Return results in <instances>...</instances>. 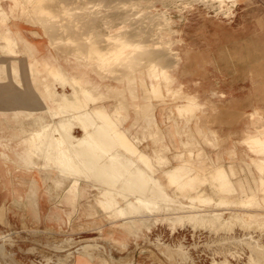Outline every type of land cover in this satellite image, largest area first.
<instances>
[{"label": "rangeland", "instance_id": "374dc122", "mask_svg": "<svg viewBox=\"0 0 264 264\" xmlns=\"http://www.w3.org/2000/svg\"><path fill=\"white\" fill-rule=\"evenodd\" d=\"M58 1H52L51 4L55 5L53 3H59ZM99 1V3H102L99 4L95 2V6L91 7V9H80L81 12L78 11V9H73L72 11L69 10V12L73 14L70 13L71 15H69V12H67L68 16L64 13H61V15H65L64 17L67 16L70 20L72 19L75 22L81 21L82 16H84V14H88V12L89 14L91 12V15L94 16L95 14H98L99 19L103 18L101 20H99L98 18L96 19L97 21L95 20L96 22L94 23V25L96 27H94V33L88 34L89 40H86L88 42L92 41V43L94 44V41H96L97 38V35H95L96 33L100 34L101 37L105 36L108 41L105 39V37L102 40L108 42L109 44H106V42L104 41H101V45L103 43L102 46H100V44H97V46H100V49L99 46L95 49H99V52H104V45H106L105 50L109 48L108 46L110 45L112 38H114L115 35V37L120 38V34L122 32V36H126L127 34V36H131L130 30L137 33L136 29L138 27L139 29L144 30L149 28V30H145L147 31L145 32L147 35L144 33L146 37L149 38L155 36L157 39V44L155 45L149 42L147 43L148 46L144 43L145 46H143L146 48H144L143 46L140 47L142 50L137 48L136 51L138 53L134 48L131 49L130 51L132 53L129 52V55H138L141 51L144 52L143 54H146L147 56L143 55L142 59L139 58L137 60L134 58L135 61L132 57L131 59H128V61L131 60V62L129 63L123 60V65H126V63L129 65L128 67H126V69L129 68V72H126L127 74L125 72H123L125 74H123L122 72L119 73L118 71L116 72L117 69L119 70L121 68V66L118 67L119 65H121L119 63L117 64L118 66H114L116 70H110V73H108V75H105L109 79L97 75L95 71L87 65L88 61L87 58H85L87 57V55L80 57V62L75 59L76 50H67L66 46H63L61 44V42L63 44L68 42L69 44L74 41V44H77L80 41V44L85 45V41L83 42L82 38H80L82 39L81 43V40L78 39V37L76 38L74 36L76 35L75 33H69V31H67L66 33L61 32V35L58 33V38L54 36V39L52 36L50 38L47 33H45L40 24H37L34 27L28 26L27 23L23 21L24 18H22L21 15L23 14L21 13L22 10H16L15 8L10 10L9 8V16L6 17L15 20H9L8 22L12 23V21H17L18 25L15 26V28L18 31L25 33L27 39L34 43L37 46L38 50L34 49L33 51H30L26 48H23V43L25 42L24 39L19 42L18 46H15L14 39L10 38V41H7V37H5V35L3 34H0V116H5L3 118L0 117V208L2 207L0 210V264H15L11 260V257H13L20 264H213L214 259L220 260L223 258L221 250H219V253L217 252V254L215 253V249L218 250L221 247H224V249H226L225 246L228 247L231 245L232 247L236 248V250L240 253V256L236 258H228H230L231 262L234 264H244V262H247L248 255H250L251 251H255L259 254V248L255 246L256 242H254L252 236L258 239L262 247H264V178L260 177L261 181L256 187V189L260 192V197L256 198L255 193H252L250 188H248V191L245 184H234L230 180V176L232 174L230 166L229 170H227L221 164L206 166L203 165L202 160H198L195 163L193 162V164L191 163V165L190 163L188 164L186 160H184V163L177 166L168 167L165 171L168 178V184H175V186L184 197V200L172 196L166 190V185L160 183L154 175L153 161L157 162L160 165H168L170 164V159L168 158V156H166L165 151V149L169 150L168 147H163L162 144L159 145V140L157 139V136L155 137V133H157L156 131L158 130V127L156 126L154 121L155 112H153L154 110L152 111V108L155 105L148 100H157L158 105L166 107L169 110V113L167 114L168 119H171L172 121L176 122V125H178L179 123L177 121L180 120L173 119L172 112L176 111L177 114H175V116L181 117V120L183 117L188 118L186 119V121L191 119V117L195 116V113L197 111H200L204 108V103L199 102L197 96L202 93L204 95L218 94L219 92H217V82L219 79H236L242 83V89L246 94L251 93L253 95H264V0H237V2L234 4L233 2H227L228 5L225 6L226 9L227 7L233 6L229 14L225 13V10L221 11V9L211 7L210 5H204L198 0H193L194 2H191V0H130L131 2L129 0H121V2L119 0L120 5L117 4V2L119 1L110 0L112 1V4L113 6H115V8L108 5L105 7L104 5L106 4L103 3L104 0ZM115 1L116 5H114ZM43 2L50 1L43 0ZM139 3H141L142 5L137 7ZM112 4L111 2L109 3V5L111 6ZM98 5L100 7L103 5L104 7L102 6L103 8H100ZM64 6L65 5L61 4L58 9H61ZM121 6H123V10ZM52 7V9L56 8L54 6ZM95 7L99 8L97 9ZM93 10H95L96 12H93ZM97 10L100 11V13L97 12ZM124 10H126L127 12ZM135 10L136 12L139 10L140 11L138 13H135L134 15L131 14L134 13ZM150 10L151 13H149V15L146 12H149ZM159 10H161L162 12ZM166 11L168 12L166 13ZM118 12H120V14ZM121 12L123 13L125 18L122 17L123 15L121 14ZM79 13L82 14L79 15ZM114 13L116 14V16H114ZM74 14L77 17H80L77 18ZM104 14H107L105 15L106 17L104 16ZM72 15L75 18H72ZM6 17L0 16V19H3L0 21H4ZM119 17L121 18L120 21ZM58 19L60 20V18ZM105 19L107 20V23H105ZM125 19H127V21ZM152 19L156 20L154 21L155 23L149 22L153 21ZM166 19L169 21H167ZM114 21H116V23H114ZM164 21L167 23H165ZM104 23L106 24V26ZM113 24L116 25L112 28L111 25ZM31 30L38 31L40 35L32 34L31 32H29ZM123 33H126V35H124ZM108 35L109 38H111V36L112 38L109 39ZM75 38L76 40H74ZM50 39L56 41H54V45L50 42ZM116 40L117 39H114V41ZM59 44L60 47L56 46ZM150 47H154L155 49L157 47H161L159 49L160 52L158 51V48L156 50L153 49L154 52L156 51L155 54H153L154 52L151 51L152 49ZM145 49H147V51ZM107 51H105V53H107ZM148 51H150V53ZM34 57L42 62H48L51 67L57 65V63L55 62L56 60H59L62 66L65 67L68 77L75 79H81L84 77L87 78L86 86L89 85V80L96 81V84L90 85L85 89L86 91L84 92L86 99L88 98L87 100L88 102H90L88 105L91 108L102 107L107 110L102 102L114 98V107L111 110L112 112L109 111L110 113H113L115 106L116 104H118V100L120 101L122 95H125V101L130 102L131 104L137 103L139 105V97L144 96L143 98L144 100H146V103L141 104L140 109H137L135 113L141 114L143 116L145 126H143L144 128H142V132L147 131L152 138L155 137L154 142L157 145L156 148H158L157 152L154 151L153 156H150L140 150L138 148L139 139L135 138V140H133L132 138H130L125 128H123L122 123L117 126L116 130L124 131L126 133V137L123 136V134L117 135L116 132L109 131L108 129L107 133L110 136L112 135L111 137L114 141L111 137L110 138L115 143V146H113L114 144L112 141H110L109 138H107L106 140L107 142H109L108 144H105L107 142H104L103 145L101 144L104 147L105 145H108L109 148L105 149H107V151H109L110 149L111 152H108L107 155L112 156L116 151V147H118L119 152L122 153L120 155L121 160H124L125 158V161L122 160L124 164L122 162L123 167L121 168L124 169V173L126 174H124L123 177H126H121L119 184L116 186L117 188H112V185H107L105 182L101 181L102 179H99L97 176L95 177V174L89 171L88 167L85 166L80 159H77L75 157V154L77 153V151L79 152L80 149V147L78 146L69 147L65 145L67 147L65 149L66 152L64 151V153L65 155H67V157H63V159L61 160V162L64 161V163H62L63 168L72 169L73 173L70 171L71 176L68 173L64 175V173L61 172V170H58V168L56 169L55 167L42 166L41 162L43 160L32 153V137H34L39 130H42V133H44L45 130L47 132L50 131L46 134L47 136L45 138L47 139L50 138L51 134L54 137L61 136L57 131V125H46L43 129V125L45 123H48L50 121L52 122L53 120L51 111L49 110L50 108L58 111V116L54 117L57 120H59V116H66L65 119H67L68 117L71 118L69 120V127L71 128L69 129L68 127V132L70 130L73 132L75 127H79L82 130V134L76 136H82L87 130H89V128H85V126L79 122L78 117H83L81 113L79 115H75V111L70 110L73 109L77 111V109H84L85 111V102L82 101L83 98L80 93H71V99H69L70 95H68L69 97L64 96L60 97L59 100L51 101V99L53 98L51 95L52 87H54L59 93H69L73 91L74 87L79 88L80 86L76 85L74 80L71 79L69 81L67 76H63V73H65V71L64 69H62L63 67H59L57 68L58 71L54 73V75L46 78L50 82V85L52 83L51 87L46 85L43 89L44 94L48 95V97L43 94L41 96V92L39 91L40 84L37 83L38 76L29 65ZM165 57H171V59L169 58L168 61V59H165ZM150 59H152L153 62H151ZM159 60H162V64ZM164 61L168 63H163ZM172 61H174L172 63L173 67L170 66V63ZM9 63L17 65L18 70L13 71ZM135 63L138 64H136L133 70L132 66H134ZM152 63L155 65H153ZM166 65L170 66L171 69ZM162 68L166 69V74L161 71ZM43 70L50 71V67H44ZM61 71H63V73H61ZM155 71L159 72H156L157 76L154 74ZM116 74H122V78L117 79V76H115ZM129 74H134L133 76L135 77V84H133L135 85V87H133V84L129 82ZM101 79L104 80L101 82ZM167 79H170L171 81H167ZM144 80V83L147 84L148 87L144 86L145 84H142V81ZM79 83L82 87H84V83L82 81ZM115 85H118V89L123 90L124 93L121 91L119 95L113 96L112 98V96H110V92H112L111 90L115 88ZM141 87L144 88L142 89ZM145 89H147L146 92L144 91ZM97 91H99L98 94ZM131 91L135 92L138 95L137 100L135 98L133 99V96L131 97ZM147 92H150L149 94L151 96ZM146 93L148 94V96H146ZM90 94L94 95L95 98L90 97ZM62 98H64V100H62ZM191 99L194 100L191 101ZM59 106L61 107V109L65 107L63 110H65L66 113L65 111L59 110ZM131 108L136 109L133 106L130 107V109ZM120 113L123 115H121L122 120H125L128 117L125 112L120 111ZM151 115H153L151 117L153 120L149 118ZM25 117H31L32 123H28L30 126H39L38 129L30 130L31 128H29L31 132V134L29 135L25 134V132L27 131L24 123L27 120L25 119ZM86 117H93V119L95 118L96 120H99L98 122H102L100 114H97L95 112L88 113ZM196 117L197 116H195V118ZM214 122L215 120L212 119V123ZM169 126H171V124ZM58 127L59 129H64L65 126L61 125ZM17 128H21L19 131L22 130L23 134H13L12 132H15ZM259 133H264V131H259ZM109 135L107 137H109ZM114 135H116V137ZM253 139L257 140V143L256 141L254 143V141L250 142L247 140H245V142L248 146L250 145L249 148L256 155H258V157L252 158L251 160L256 166L258 172L263 175L264 144L258 142L259 136H257V134L253 135ZM123 143L125 144V146ZM98 146L100 145H97V143L95 144V142H93L89 153H91L92 149H94V153L97 151V154L106 152ZM68 148L71 151L68 150ZM185 149H188L193 153V151L197 149V146L189 143L187 144ZM93 151L92 156L94 154ZM177 154L174 155V158H181V154ZM122 156H124V158ZM190 158L191 157H189V159ZM36 161L40 163L37 164ZM70 162H73L74 164H71ZM40 164L42 168H40ZM126 165H128L127 167H130L125 172V169H127V167H125ZM33 166H37L38 168L35 167L31 169V167ZM30 169L34 176H40L38 174V169H45L47 171L45 173H53L56 171L58 176L60 175V177H63L64 179H69V182L66 186L65 184H63L65 186V194L62 196L61 200L65 204H69L72 206L79 196V178L83 177L88 180H93V182L96 183V186L99 189V196L96 200L98 206H100L103 210L108 211L109 216L112 214L111 216L113 220L122 219L124 221H129L131 227L134 228V232L132 231V233H130L131 235L128 241L125 240L122 242L112 243L106 240L105 234L101 233V229H99L98 227H95L91 230L89 228L76 229L73 226V222L71 221L62 226L60 230L59 228L45 229L41 228V226H36L34 228L26 227L25 225H22L21 227L20 225L17 226L15 222L16 216L18 214L16 213V209H18L17 206L27 207L29 205L30 207H33L35 203V199L33 196L36 192V182L34 180H30L28 182L26 181V175H28ZM138 169L142 171V175L146 174L147 176H144L143 182H145L146 185L148 184V187L146 188L148 190H144V192L148 193L136 190L135 188H133L131 182L127 184V182L131 178L129 176L130 171L136 170L141 174V171ZM173 171H175L174 173L176 174H174ZM198 173H203V176L201 178L198 177ZM205 173L207 174V176L205 175ZM177 176L178 178H175ZM141 177L143 178V176ZM132 179L133 177L131 178V180ZM194 179H200L201 183L204 182V179L209 182L211 181L210 185L212 186V194L208 193L202 188L200 189V183L192 184L190 189H192L194 193L187 194V187L189 183ZM48 180L49 178L45 181ZM17 181H19L20 184L28 186L29 192L26 194L27 198H25V196L23 197V194H18V197H13V194H15L16 192L15 184ZM45 183L47 187V183L51 185V182ZM52 184L54 188H63L61 187L62 184H60V182L59 184L57 182H52ZM70 185L76 186L78 188L73 189L70 187ZM129 186L131 187V189H129ZM159 192L160 194H157ZM162 194H164V199H162ZM138 195L145 197L149 196V199H151L152 201L154 200V202L146 206L144 205V202L142 203L141 201H138L136 199V196ZM128 200L132 202V206H124L125 204H127ZM160 204L163 207L159 206ZM166 207L168 208L165 209ZM161 208L164 210H162ZM195 212L197 214L201 212L200 215H202V212L207 214L211 213L212 215L217 213L215 214V216L217 215L216 223H218V220L221 219H229L230 216L232 217V215H236V217H240L238 219H242L240 220L241 223L238 222L230 230L228 228H220L219 230H217L218 227H208V225L206 224V220L203 221L201 219L200 220L202 222L198 220V222H201L198 226H195L194 223L190 222L189 224L187 223L184 226H177L176 229H172V226L167 219L169 217L167 214H172L171 216L174 217H170L171 219H174L176 216L180 218V215H182L183 217V215L186 216L190 213L191 215H193V213ZM178 218H176V220ZM242 221L246 224H243ZM203 224L206 225L204 226ZM225 238L228 240L234 239L236 240V243L230 242ZM218 242H220L221 244H217ZM239 243L240 246L237 245ZM179 246H183L181 247V249L184 248V251H186V253H184L183 250H175V248ZM242 246L243 249H241ZM261 254L262 256H260ZM261 254H259L260 257L258 255L257 256L261 259L259 262L262 261L261 264H264V251L261 252Z\"/></svg>", "mask_w": 264, "mask_h": 264}, {"label": "bare ground", "instance_id": "6f19581e", "mask_svg": "<svg viewBox=\"0 0 264 264\" xmlns=\"http://www.w3.org/2000/svg\"><path fill=\"white\" fill-rule=\"evenodd\" d=\"M48 1H50V2H43V0H0V16H9V8H10V10H12L13 8H15L16 10L17 9H19V10H22V12L21 13H23V14H21L22 15V18H24V20L23 21H25L26 23H27V25L28 26H32V27H34V26H36L37 24H40L41 26H42V28H43V30L45 31V33H47V35L51 38V36L53 37H57L58 36V33L60 34L61 32H67V31H69V33L71 32V33H75L76 35H74L76 38L78 37V39H80V38H82L83 39V42L85 41V42H87V43H85L84 42V44L85 45H83V44H80L79 42L77 43V44H74L75 43V41L74 40H76V38L73 40L74 42H71V43H73V44H71V43H69L68 44V42L67 43H65V44H63L62 42H61V44L63 45V46H66V49L68 50V49H74V50H76L75 51V54H76V58L75 59H77L78 61H80L81 59H80V57H82V56H86L87 55V57H85V58H87V61H88V66L91 68V69H93L94 71H95V73L97 74V75H99V76H101V77H105V78H107L105 75H108V73H110L109 71L110 70H116L115 68H114V66L116 65V66H118L117 64H121V65H119L118 67H120L121 66V68L118 70H116V72L118 71L119 73H123V72H129V68L128 69H126V67H128L129 65L127 64V63H129V62H131V60L130 61H128V59H131L132 57H133V59L135 58L136 60L137 59H139V58H141L142 59V57H143V55H145V56H147L146 54H143L144 52H141L140 50V52H139V54L137 55H129V52H131L130 50L131 49H135V51H136V49L137 48H139V49H141L140 47H142L143 45H144V43H145V45L147 44V43H149V42H151L152 44H157V39H156V37L155 36H152V37H146V33L145 32H147V31H145V30H149V28H147V29H139V27L136 29L137 30V33H135V31H133L132 32V30H130V33H131V36H127L126 35V33L124 34V35H126V36H122V32H121V36H120V38L119 37H115L116 35L115 34H113V35H115L114 36V38H112V36H111V38H112V41H111V43H110V45L108 46L109 48L108 49H106L105 50V46L106 45H104V52L102 53V51L101 52H99L98 50L100 49V46H102L103 45V43H102V45H101V41H104V40H102V39H104V37L105 36H103V37H101V35L100 34H98V33H96L95 35H97V38H96V41H94V44L92 43V41H90V42H88V41H86L87 39L89 40V36H88V34H92V33H94V27H96L95 25H94V23L97 21L96 19L99 17L98 16V14L96 15L95 13V16L94 15H91V12H90V14H89V12H88V14H84V16H82V18H81V21H79V22H75L74 20H70L67 16V12H69V10H73V9H78V11H80V9L81 10H86L87 8H89V9H91V7H94L95 5H94V3L96 2V3H99L100 1L99 0H57L59 3H53V4H55V5H52L51 4V2L52 1H55V0H48ZM99 1V2H98ZM102 1V0H101ZM114 1V0H113ZM117 1H119V0H117ZM121 1V0H120ZM120 1L119 2H117V4H119L120 3ZM124 1V0H123ZM130 1V0H129ZM143 1V0H142ZM180 1V0H179ZM193 0H191V2H192ZM194 1H196V0H194ZM193 1V2H194ZM198 1H200V2H202L204 5H210L211 7H214V8H217V9H221V11H224L225 13H227V14H229L230 13V11H231V9H232V7L233 6H231V7H227V9L225 8V6H227L228 5V3L227 2H233V4L234 3H236L237 2V0H198ZM61 2V3H60ZM111 2V4H112V1H110V0H104L103 1V3L104 4H106V5H104L105 7L108 5V6H110V7H114L115 8V6H113V4H112V6L111 5H109V3ZM122 2V1H121ZM131 2V1H130ZM190 2V1H189ZM199 2V3H200ZM102 3V2H101ZM101 3H99V4H101ZM125 3V2H124ZM185 3V2H184ZM61 4H63V5H65L63 8H61V9H58V7L61 5ZM140 4V5H139ZM138 5H137V7L138 6H141L142 4L141 3H139ZM6 5V6H5ZM114 5H116V1H115V3H114ZM120 5V4H119ZM131 5H132V3H131ZM136 5V4H135ZM171 5V4H170ZM52 6H54V7H56L55 9H52L53 7ZM99 6V5H98ZM103 6V5H102ZM101 6V7H102ZM103 6V7H104ZM118 6V5H117ZM117 6H116V8H117ZM128 6H130V5H128ZM127 6V7H128ZM133 6H134V3H133ZM209 6V7H210ZM24 7V8H23ZM52 7V8H51ZM100 7V6H99ZM98 7V8H99ZM100 7V8H101ZM102 7V8H103ZM122 7V10H123V6H121ZM143 7V6H142ZM145 7V6H144ZM147 7V6H146ZM207 7V6H206ZM210 7V8H211ZM95 8H97V7H95ZM97 8V9H98ZM119 8V7H118ZM129 8V7H128ZM107 9H110V8H107ZM107 9H105V10H107ZM124 9H125V7H124ZM140 9V8H139ZM104 10V11H105ZM117 10V9H116ZM120 10V9H119ZM152 10V9H151ZM151 10L148 12H146V13H151ZM77 11V12H78ZM89 11V10H88ZM95 10H93V12H94ZM110 11V10H109ZM118 11V10H117ZM121 11V10H120ZM124 11H126V10H124ZM129 11V10H128ZM140 11V10H139ZM139 11H137L136 12V10H135V12L134 13H131V14H135V13H138ZM153 11V10H152ZM159 11H161V10H159ZM30 12V13H29ZM75 12V11H74ZM81 12V11H80ZM86 12V11H85ZM92 12V13H93ZM96 12V11H95ZM97 12H99L100 13V11H98L97 10ZM112 12V11H111ZM110 12V13H111ZM123 12V11H122ZM121 12V14L123 15V13ZM127 12V11H126ZM125 12V13H126ZM162 12V11H161ZM168 11H166V13H167ZM13 13V12H12ZM11 13V14H12ZM14 13H17V12H14ZM24 13H25V15H24ZM61 13H64V14H66L67 16V18L66 17H64L65 15L63 14V15H61ZM71 12H69V15H71V14H73V13H71ZM107 13V12H106ZM115 13H116V11H115ZM114 13V14H115ZM119 14H120V12H118ZM129 13V12H128ZM145 13V14H146ZM156 13V12H155ZM30 14V15H29ZM80 14H82V13H79V15ZM147 14V15H148ZM158 14V13H157ZM20 15V16H21ZM23 15H24V17H23ZM75 15V14H74ZM103 15V14H102ZM105 15H107V14H104V16ZM132 15V16H133ZM150 15V14H149ZM152 15V14H151ZM161 15V14H160ZM19 16V17H20ZM73 16V15H72ZM76 16V15H75ZM97 16V17H96ZM110 16V15H109ZM114 16H116V14L114 15ZM119 16V15H118ZM129 16V15H128ZM158 16V15H157ZM165 16V15H164ZM170 16V15H169ZM17 17V16H16ZM19 17H18V19H19ZM77 17V16H76ZM80 17V16H79ZM79 17H77V18H79ZM101 17V16H100ZM106 17V16H105ZM122 17H124V15L122 16ZM127 17V16H126ZM130 17V16H129ZM145 17H146V15H145ZM144 17V18H145ZM151 17V16H150ZM154 17V16H153ZM58 18H60V20L58 19ZM63 18V19H62ZM72 18H75L74 16L72 17ZM113 18V17H112ZM111 18V19H112ZM125 18V17H124ZM169 18V17H168ZM99 19V18H98ZM101 19H103V18H101ZM101 19H99V20H101ZM120 17H119V21H120ZM123 19V18H122ZM129 19V18H128ZM150 19V18H149ZM0 20H3V19H0ZM9 20H15V19H10L9 17H6L5 18V20L4 21H0V34H3V35H5V37H7V41H10V38H12V39H14V45L16 46H18L19 45V42L22 40V39H24L25 40V42L23 43V48H26L27 50H30V51H33L34 49H36V50H38V48H37V46L34 44V43H32L31 41H29L28 39H27V36L25 35V33H22V32H20V31H18L16 28H15V26H17L18 25V23H17V21H15V22H13L12 21V23H9L8 21ZM16 20H17V18H16ZM83 20V21H82ZM96 20V21H95ZM98 20V21H99ZM106 20V19H105ZM116 20H118V19H116ZM126 21H127V19H125ZM124 20V21H125ZM146 20V19H145ZM153 20V19H152ZM163 20V19H162ZM167 20V19H166ZM171 20V19H170ZM113 21V20H112ZM142 21V20H141ZM149 21V20H148ZM154 21H156V20H153V21H149V22H154ZM167 21H169V20H167ZM104 22V21H103ZM132 22V21H131ZM160 22V21H159ZM165 22V21H164ZM99 23V22H98ZM98 23H96V24H98ZM105 23H107V20H106V22ZM104 23V24H105ZM110 23V22H109ZM112 23V22H111ZM114 23H116V21H114ZM148 23V22H147ZM155 23V22H154ZM165 23H167V22H165ZM102 24V23H101ZM149 24H151V23H149ZM148 24V25H149ZM116 24H113V25H111L112 26V28H113V26H115ZM164 25H166V24H164ZM97 26H99V25H97ZM104 26V25H103ZM105 26H106V24H105ZM109 26V25H108ZM152 26H153V24H152ZM155 26V25H154ZM157 26V25H156ZM101 27V26H100ZM136 27V26H135ZM142 27V26H141ZM150 27V26H149ZM158 27V26H157ZM166 27V26H165ZM14 28H15V30H14ZM116 28H118V27H116ZM154 28V27H153ZM160 28V27H159ZM163 28H164V26H163ZM168 28V27H167ZM97 29H100V28H97ZM152 29V28H151ZM157 29V28H156ZM98 31V30H97ZM114 31H115V29H114ZM172 31V30H171ZM29 32H31L32 34H36V35H40L39 33H38V31H36V30H31V31H29ZM100 32V31H99ZM120 32V31H119ZM108 33V32H107ZM146 35H145V34ZM150 33V32H149ZM151 33H152V31H151ZM173 33V32H172ZM55 34H57V35H55ZM61 35V34H60ZM94 35V34H93ZM154 35V34H153ZM172 35V34H171ZM34 36V35H33ZM68 36V35H67ZM70 36V35H69ZM117 36H119V35H117ZM38 37V36H37ZM54 37H53V39H54ZM64 37V36H63ZM36 38V37H35ZM58 38V37H57ZM61 38V37H60ZM59 38V39H60ZM108 38H109V35H108ZM111 38H109V39H111ZM11 39V40H12ZM56 39V38H55ZM62 39V38H61ZM60 39V40H61ZM70 39V38H69ZM77 39V40H78ZM82 39H80L81 40V43H82ZM105 39H106V37H105ZM114 39H117L116 41H114ZM58 40V39H57ZM59 40V41H60ZM107 40V39H106ZM176 40V39H175ZM55 41V40H54ZM52 39H50V42L54 45V43L56 42H54ZM70 41V40H69ZM108 41V40H107ZM104 42H106V41H104ZM179 42V41H178ZM8 43V42H7ZM108 42H106V44H107ZM10 44V43H9ZM96 44V45H95ZM97 44H100V46H99V49H95V48H98V46H97ZM109 44V43H108ZM144 45V46H145ZM56 46H59L60 47V44L59 45H56ZM80 46V47H79ZM143 46V47H144ZM147 46H148V44H147ZM163 46V45H162ZM53 47V46H52ZM155 47V46H154ZM154 47H150L152 50L151 51H153V49L154 50H156ZM107 48V47H106ZM144 48H146V47H144ZM143 48V49H144ZM148 48V47H147ZM161 48V47H160ZM160 48H158V51L160 52ZM167 48V47H166ZM165 48V49H166ZM163 49V48H162ZM108 50V51H107ZM142 50V49H141ZM146 51H147V49H145ZM16 51V50H15ZM14 51V52H15ZM105 51H107V53H105ZM144 51V50H143ZM157 51V52H158ZM166 51V50H165ZM164 51V52H165ZM13 52V53H14ZM137 52V51H136ZM149 53H150V51H148ZM154 52V51H153ZM156 52V51H155ZM155 52L153 53V54H155ZM167 52V51H166ZM102 53V54H101ZM128 53V54H127ZM132 53V52H131ZM130 53V54H131ZM138 53V52H137ZM146 53V52H145ZM161 53H163V52H161ZM160 53V54H161ZM168 53V52H167ZM11 54V53H10ZM134 54H135V52H134ZM169 54V53H168ZM15 55V54H14ZM13 55V56H14ZM162 55H164V54H162ZM16 56H18V55H16ZM77 56H78V58H77ZM144 56V57H145ZM168 56V55H167ZM177 56V55H176ZM84 58V57H83ZM82 58V59H83ZM146 58V57H145ZM144 58V59H145ZM163 58V57H162ZM168 59V61H169V58L171 59V57H165V59ZM135 59H134V61H135ZM156 59H158V58H156ZM156 59H154V60H156ZM165 59H163V60H165ZM84 60V59H83ZM86 60V59H85ZM123 60H125L127 63H126V65H123L122 64V61ZM149 60V59H148ZM151 60V62H153V60L152 59H150ZM180 60V59H179ZM124 61V62H125ZM156 61H158V60H156ZM160 61V63H161V61L162 60H159ZM81 62V61H80ZM123 62V63H124ZM150 62V61H149ZM174 61H172L171 63H170V66H172V63H173ZM55 63H57V65H54L53 67H51L50 66V64L48 63V62H42V61H40L39 59H37L36 57H34L33 58V60H32V62L31 63H29V65L32 67V69L35 71V74H37V76H38V78H37V83H39L40 84V87H39V91L41 92V96H42V94L43 95H45L44 94V91H43V89H44V86H46V85H48V86H50L51 87V85H52V83H51V85H50V82L46 79L47 77H50L51 75H54V73H56L57 71H58V69L57 68H59V67H63L62 66V64L59 62V60H56V62ZM138 63H139V60H138ZM138 63H135V65L134 66H132L133 68V70H134V67L136 66V64H138ZM143 63V62H142ZM146 63H147V61H146ZM163 63H168V62H163ZM177 63V62H176ZM10 64V63H9ZM153 64V63H152ZM162 64V63H161ZM143 65V64H142ZM146 65V64H145ZM153 65H155V64H153ZM157 65V64H156ZM10 66L12 67V69H13V71L14 70H18L17 69V65H14V64H10ZM166 66H168V65H166ZM170 66H168V68L170 67ZM44 67H50V71L49 70H46V71H44L43 70V68ZM162 67V66H161ZM164 67V66H163ZM173 67V66H172ZM176 67V66H175ZM144 68V67H143ZM147 68H150V67H147ZM166 68V67H165ZM165 68H162V72L164 73V74H166V69ZM62 69H64V71H65V73H63V71H61V73H63L64 75L63 76H67V71H66V69H65V67H63ZM142 69V68H141ZM170 69H171V67H170ZM132 70V71H133ZM140 70V69H139ZM153 70V69H152ZM151 70V71H152ZM131 71V72H132ZM150 71V70H149ZM159 71V70H158ZM157 71H155V75L157 76V73H159V72H157ZM125 73H123V74H125ZM127 74V73H126ZM132 74V73H131ZM153 74V73H152ZM122 75V74H121ZM120 74L119 75H115V76H117V79H121L122 78V76H121ZM134 75V74H133ZM133 75H130L129 74V79H130V83H134L135 84V82H134V76ZM62 76V75H61ZM152 76H154V75H152ZM164 76V75H163ZM68 77V76H67ZM124 77V76H123ZM60 78V77H59ZM104 78V79H105ZM156 78V77H155ZM166 78V77H165ZM74 80L75 81V83H76V85H78V86H80L79 88H77V87H74L73 88V91L72 92H64V93H59L54 87H52L51 88V95H52V99H51V101H56V100H59V98L60 97H64V96H68V95H70L71 93H80L81 95H82V98H83V102H85V111H84V109L83 110H78L77 109V111L76 110H73V109H70V110H72V111H75V115H79L80 113H81V115L83 116V117H78V120H79V122L81 123V124H83L84 126H85V128H89V130H87L82 136H76L75 134H73V132L71 133L70 131L68 132L67 130H68V127H69V120L71 119V118H67V119H65L66 118V116L65 117H61V116H59V120H57L56 118H54V117H56V116H58V111L57 110H54V109H49L50 111H51V116H52V118H53V120H52V122L50 121V122H48V123H45L44 125H43V129L45 128V126L47 125V126H50V125H52V124H54V125H57V131L60 133V135L61 136H59V137H54L52 134H51V136H50V138H45L47 135V133H49L50 131H46L45 130V132L44 133H42V130H39V131H37V133L35 134V136L34 137H32V142H33V147H32V153L35 155V156H37L38 158H40V159H42L43 160V163H42V166H46V167H55L56 169L58 168V170H61V172H63L64 173V175L66 174V173H68V174H70V171L72 172V169H70V168H63L62 167V163H64V161H62L61 162V160L63 159V157L65 158V157H67V155H65V153H64V151H65V149H66V147L67 146H69V147H74V146H78V147H80V149H79V152L77 151V153L75 154V157L77 158V159H80L81 160V162H83V164L85 165V166H87L88 167V170L89 171H91V172H93L94 174H95V177L97 176L99 179H102L101 181H103V182H105L107 185H112V188H117L116 186L119 184V182H120V180H121V177L122 178H124V177H126V176H124L123 177V175L125 174L124 173V169L123 168H121V167H123L122 166V162L123 161H125V158H124V156H122L123 158H124V160L122 161L121 160V154L122 153H120L119 152V148L118 147H116V151L113 153V155L112 156H109V155H107L108 154V152H111L110 151V149H109V151H107V149L109 148L108 147V145H105V147L104 146H102L103 144H104V142H107L106 140H107V138H109L110 139V141H112L113 140V138L107 133L108 131V129H109V131H114V132H116V134L117 135H119V134H123V136H125L126 137V133L124 132V131H119V130H116V128H117V126L118 125H120V124H122L123 122H124V120H122L121 119V113H120V111L121 112H125L127 115H128V111H129V109H130V107H135L136 109H135V111L138 109H140V105L139 104H137V103H133V104H131L130 102H127V101H125L126 99H125V95H122V97L120 98V101L118 100V104H116V106H115V109H114V112L113 113H110L109 111H107L106 109H104V108H102V107H99V108H91V107H89V103L90 102H88V98L86 99V97H85V89L87 88V87H89L90 85H94V84H96V81H92V80H89V85L88 86H86V80H87V78H79V79H75V78H70V77H68V80L70 81V80ZM103 79V80H104ZM107 79H109V78H107ZM154 79V78H153ZM102 79L100 80L101 82L103 81ZM170 79H167V81H169ZM83 82L84 83V87H82L81 85H80V83L79 82ZM171 81V80H170ZM143 83V85L145 84L144 82H145V80L144 81H142ZM75 83H74V85H75ZM91 83V84H90ZM166 83V82H165ZM133 84V87H135V85ZM156 84V83H155ZM104 85V84H103ZM112 85V84H111ZM144 86H147V84H145ZM161 86V85H160ZM168 86V85H167ZM38 87H37V89H38ZM95 87V86H94ZM118 85H115V88L113 89V90H111L112 92H110V96H112V98H113V96H117V95H119L120 93H121V91L123 92V90H119L118 89ZM148 87V86H147ZM46 88V87H45ZM98 88V87H97ZM109 88V87H108ZM142 89L144 88V87H141ZM146 88V87H145ZM47 89V88H46ZM132 90V89H131ZM149 90V89H148ZM38 91V92H39ZM96 91V90H95ZM109 91V90H108ZM134 91V90H133ZM145 92L147 91V89H145L144 90ZM47 92V91H46ZM94 92V91H93ZM98 92L99 91H97V94H98ZM132 92V91H131ZM145 92H143V93H145ZM88 93V92H87ZM124 93V92H123ZM122 93V94H123ZM135 92H132V94H131V97L134 99H136L137 100V98H138V95L135 93ZM148 94L150 93V92H147ZM146 93V94H147ZM93 94V93H92ZM92 94H90V97H92V98H95L94 97V95H92ZM94 94H96V93H94ZM148 94L146 95V96H148ZM150 95V94H149ZM46 97H48V95H45ZM75 96H76V94H75ZM124 96V97H123ZM151 96V95H150ZM154 96V95H153ZM69 97V96H68ZM109 97V96H108ZM142 97H144V96H142ZM72 98V96L70 95V97H69V99H71ZM98 98V97H97ZM116 98V97H115ZM189 98H191V97H189ZM79 99V98H78ZM114 99V98H113ZM145 99H147V98H145ZM149 99H150V97H149ZM62 100H64V98H62ZM74 100V99H73ZM96 100V99H95ZM102 100V99H101ZM194 100V99H193ZM192 99H191V101H193ZM76 101V100H75ZM90 101V100H89ZM149 101V100H148ZM191 101H189V102H191ZM63 102V101H62ZM97 102V101H96ZM95 102V103H96ZM117 102V101H116ZM120 102V103H119ZM196 102V101H195ZM73 103V102H72ZM91 103H92V101H91ZM198 103V102H197ZM59 104H60V102H59ZM64 104V103H63ZM74 104V103H73ZM65 105V104H64ZM69 105H70V103H69ZM76 105H78V104H76ZM187 105V104H186ZM192 105V104H191ZM194 105H196V104H194ZM67 106V105H66ZM75 106V105H74ZM73 106V107H74ZM92 106V105H91ZM64 107V106H63ZM76 107V106H75ZM78 107V106H77ZM155 106H153V108H154ZM185 107V106H184ZM183 107V108H184ZM189 107V106H188ZM65 108V107H64ZM63 108V109H64ZM70 108V107H69ZM72 108V107H71ZM152 108V111L154 110ZM191 108V107H190ZM58 109L59 110H61V111H65V110H63V109H61V107L59 106L58 107ZM69 110V109H68ZM69 110V111H70ZM79 111H81V112H79ZM131 111V110H130ZM93 112H95V113H97V114H100V117L102 118V122H98L99 120H96L95 118L93 119V117H91V118H89V117H86L87 115H88V113H93ZM112 112V111H111ZM154 112V111H153ZM152 112V113H153ZM62 113V112H61ZM65 113H66V111H65ZM74 113V112H73ZM19 114V113H18ZM23 114V113H22ZM70 114H72V113H70ZM84 114V115H83ZM187 114V113H186ZM21 115V114H20ZM90 115V114H89ZM93 115V114H92ZM25 116V115H24ZM123 116V115H122ZM153 115H151L149 118L151 119V120H153L151 117H152ZM187 116V115H186ZM95 117V116H94ZM76 118V117H75ZM84 118V119H83ZM86 118V119H85ZM184 118V117H183ZM154 119H155V117H154ZM72 120H74V119H72ZM186 120V119H185ZM155 121V120H154ZM149 123V122H148ZM61 125H63V126H65L64 127V129H59V127L58 126H61ZM123 125V124H122ZM155 125V124H154ZM54 127V126H53ZM61 128V127H60ZM71 127H69V129H70ZM52 129V128H51ZM94 131H93V130ZM50 130V129H49ZM56 130V129H55ZM55 135V134H54ZM109 135V137H107ZM115 137H116V135H114ZM122 136V135H121ZM257 136H259V141L258 142H261V144H264V133H257ZM112 138V140H111V138ZM123 138V137H122ZM128 138V137H127ZM30 140V139H29ZM116 140H117V138H116ZM130 140V139H129ZM245 140H247V141H254V143H255V141H256V143H257V140H255V139H253V135H248L247 137H246V139ZM114 141V140H113ZM112 141V142H113ZM131 141V140H130ZM39 142V143H38ZM93 142H95V144L97 143V145H100V146H98V147H101L104 151H106L105 153H99V154H97V151L94 153V149H92V151H93V153L94 154H96V155H94L93 154V156H92V151H91V153H89L90 152V150H91V145H93ZM31 143V142H30ZM99 143V144H98ZM109 142H107V143H105V144H108ZM102 144V145H101ZM114 144V145H113ZM113 146H115V143L113 142ZM124 144V143H123ZM133 144V143H132ZM65 145H67V146H65ZM111 145V144H110ZM109 145V146H110ZM257 145V144H256ZM124 146H125V144H124ZM129 146V145H128ZM135 146V145H134ZM133 146V147H134ZM250 146V145H249ZM31 147V146H30ZM112 147V146H111ZM92 148H93V146H92ZM105 148H107V149H105ZM125 148V147H124ZM114 149H115V147H114ZM113 149V150H114ZM132 149V148H131ZM68 150H70L69 148H68ZM259 150V149H258ZM71 151V150H70ZM103 151V152H104ZM66 152V151H65ZM99 152H101V151H99ZM262 152V151H261ZM75 153V152H74ZM73 153V154H74ZM259 153V152H258ZM72 154V153H71ZM145 157V156H144ZM143 157V158H144ZM72 158H73V156H72ZM71 160V159H70ZM74 160V159H73ZM126 160H128V159H126ZM77 161V160H76ZM134 162V161H133ZM71 163V162H70ZM73 163V162H72ZM71 163V164H72ZM74 164V163H73ZM123 164H124V162H123ZM126 164H130V163H126ZM68 165V164H67ZM40 166V168H42L41 167V164L39 165ZM73 166V165H72ZM128 165H126L125 167H127ZM96 167V168H95ZM130 167V166H129ZM129 167H127V169H125V172H126V170H128V168ZM54 168V169H55ZM95 168V169H94ZM131 168H133V167H131ZM130 168V169H131ZM123 169V170H122ZM129 169V170H130ZM132 170V169H131ZM138 170H140V169H138ZM190 170H192V169H190ZM141 171V170H140ZM128 172V171H127ZM175 171H173V173H174ZM187 172V171H186ZM73 173V172H72ZM75 173V172H74ZM174 174H176V173H174ZM173 174V175H174ZM180 174V173H179ZM79 175V174H78ZM77 175V176H78ZM126 175V174H125ZM188 175V174H187ZM70 176H71V174H70ZM80 176V175H79ZM129 176L132 178L133 177V179L131 180V178H130V180L127 182V184H129L130 182H131V184H132V186H133V188H135L136 190H138V191H142V192H144V190H148V189H146L147 187H148V184L146 185V183L145 182H143V179H144V176L145 177H147L146 176V174H144V175H142V171H141V174L139 173V172H137L136 170L135 171H130V174H129ZM141 176H143V178L141 177ZM179 176V175H178ZM178 176L177 177H175V178H178ZM68 177V176H67ZM74 177V176H73ZM180 177V176H179ZM77 178V177H76ZM173 178V177H172ZM181 179V178H180ZM71 180V179H70ZM146 180V179H145ZM126 185V184H125ZM128 186V185H127ZM131 186V185H130ZM129 186V189H131V187ZM70 187L71 188H73V189H76V188H78V187H76V186H71L70 185ZM108 188V187H107ZM128 188V187H127ZM114 190V189H113ZM133 190V189H132ZM158 191V190H157ZM135 192V191H134ZM144 193H148V192H144ZM157 194H160V192L159 193H157ZM165 194V193H164ZM164 194H162V196L164 195ZM128 195V194H127ZM156 195V194H155ZM133 196V195H132ZM157 196V195H156ZM166 196V195H165ZM160 198V197H159ZM136 199L138 200V201H141L142 203L144 202L145 204L144 205H149L150 203H152V202H154V200L152 201L151 199H149V196H141V195H138V196H136ZM153 199V198H152ZM162 199H164V196H163V198ZM169 199V198H168ZM167 200V199H166ZM155 201H156V198H155ZM259 202V201H258ZM105 203H107V202H105ZM142 203H140V204H142ZM157 203V202H156ZM132 206V202L130 201V200H128L127 201V204H125L124 206ZM258 205V204H257ZM109 206V205H108ZM159 206H162L161 204L159 205ZM110 207V206H109ZM157 207V206H156ZM163 207V206H162ZM248 207V206H247ZM259 207V206H258ZM262 207V206H261ZM122 208H124V207H122ZM146 208V207H145ZM152 208V207H151ZM159 208V207H158ZM168 207H166L165 209H167ZM251 208V207H250ZM149 209H150V207H149ZM162 209V208H161ZM147 210H148V208H147ZM159 210V209H158ZM157 210V211H158ZM162 210H164V209H162ZM199 210V209H198ZM242 210V209H241ZM160 212V211H159ZM165 212H166V210H165ZM210 212V211H209ZM200 213L201 212H199V214H197L196 212L195 213H193V215H191V213L190 214H188V215H183V217H182V215H180L179 217L180 218H178V216H176L174 219H171V215H169V214H167L168 216V220H169V222H170V225L172 226V229H176V227L177 226H184L185 224H189L190 222L191 223H194V225L196 226H198L202 221L201 220H206V224L208 225V227L210 226L211 228L213 227V228H217L218 227V229L217 230H219L220 228H228L229 230L230 229H232L233 228V226H235L238 222H240V220L242 219H238V218H240V217H236V215H232V217L230 216V218L229 219H221V220H218V223H216L217 222V220H216V216H215V214H217V213H215L214 215H212L211 213H209V214H207V213H204V212H202V215H200ZM123 214V213H122ZM159 214V213H158ZM1 215V214H0ZM163 216V215H162ZM160 217V216H159ZM166 217V216H165ZM174 217V216H173ZM172 217V218H173ZM222 217V216H221ZM221 217H219V218H221ZM176 218H178L177 220H176ZM219 218H217V219H219ZM157 219H158V217H157ZM162 219V218H161ZM201 219V220H200ZM154 220V219H153ZM198 220L199 221H201V222H198ZM140 221V220H139ZM161 222V221H160ZM164 222H165V220H164ZM259 222V221H258ZM154 223H156V222H154ZM168 223V222H167ZM204 223V222H203ZM241 223V222H240ZM239 223V224H240ZM242 223H243V221H242ZM245 223V222H244ZM243 223V224H244ZM205 224V225H206ZM219 224V225H218ZM242 224V225H243ZM246 224V223H245ZM152 225H153V223H152ZM169 225V224H168ZM204 225V224H203ZM204 225V226H205ZM216 230V229H215ZM172 232V231H171ZM252 236V235H251ZM240 237V236H239ZM220 238V237H219ZM247 238V237H246ZM249 238V237H248ZM226 239V238H225ZM234 239H235V237H234ZM234 239H230V240H228V239H226V240H228V241H230V242H235L236 243V240H234ZM238 239V238H237ZM245 239V238H244ZM252 239L254 240V242H256V244H255V246L256 247H258L259 249H258V251H259V254H261V252H263L264 251V247H262V245H261V243L259 242V240L258 239H256L254 236H252ZM242 240V239H241ZM248 240V239H247ZM240 241V240H239ZM251 241V240H250ZM247 242V241H246ZM220 242H218L217 244H219ZM221 244V243H220ZM227 244V243H226ZM238 246H240V243L239 244H237ZM242 245V244H241ZM220 246V245H219ZM234 246V245H233ZM237 246V247H238ZM181 247H183V246H179V247H176L175 248V250L176 249H178V250H183V252L184 253H186V251H184V248L183 249H181ZM215 247V246H214ZM217 247V246H216ZM221 247V246H220ZM231 247V248H230ZM236 247V246H235ZM252 247V246H251ZM225 248L226 249H224V247H221L220 249H218V250H216L215 249V253H219V250H221V253H222V256H223V258L222 259H220V260H215L214 259V263L213 264H234V263H232L231 262V259L230 258H236V257H238V256H240V253L236 250V248H234V247H232V245L231 246H228V247H226L225 246ZM239 248V247H238ZM228 249V250H227ZM241 249H243V246H242V248ZM174 250V249H173ZM217 253V254H218ZM224 254V255H223ZM259 254L257 253V252H255V251H251V253H250V255H248V260H247V262H244V264H261V262H259L261 259L259 258L260 256H262V254L259 256ZM259 257H258V256ZM228 257H230V258H228ZM242 257V256H241ZM12 259V261L15 263V264H20L19 262H17L13 257H11ZM249 262V263H248ZM238 263V262H237ZM22 264V263H21ZM239 264H241V263H239Z\"/></svg>", "mask_w": 264, "mask_h": 264}, {"label": "crops", "instance_id": "0c3cea01", "mask_svg": "<svg viewBox=\"0 0 264 264\" xmlns=\"http://www.w3.org/2000/svg\"><path fill=\"white\" fill-rule=\"evenodd\" d=\"M217 87L218 94L204 95L202 93L197 96L198 101L204 103V108L195 113L196 118L193 116L186 121L185 119L188 118L184 117L181 120V117L175 116L177 114L176 111L172 112V118L180 120L177 121L178 125L168 119L169 110L166 107L158 105L157 100H149L155 105V124L158 127L155 137L157 136L159 145L162 144L163 147H168L169 150L165 149V151L166 156L170 159V164L168 165H160L153 161L154 175L160 183L166 185V190L175 198L184 200L175 184H168L165 171L168 167L184 163V160L188 164L202 160L203 165L206 166L221 164L227 170H229L230 166L232 170L230 180L234 184H245L247 189L250 188L252 193H255L256 198L260 197V192L256 187L261 181L260 177L264 178V174L261 175L253 164L251 159L258 157V155L249 148L245 139L248 135H255L259 131H264V95L246 94L242 89V83L236 79H219ZM114 103V99L102 102L108 111L113 109ZM138 103L145 104L146 100L140 96ZM0 117L3 118L5 116ZM25 119H27L24 122L27 130H24L26 131L25 134L29 135L31 134L30 130L39 128V126H30L28 124L29 122L32 123L31 117H25ZM212 119L215 120L214 123H212ZM144 124L143 116L136 114L135 109L131 108L128 111V117L123 122V128H125L130 138L133 140L135 138L139 139L138 148L140 150L153 156L154 151L157 152L158 149L154 142L155 137L152 138L147 131L142 132ZM170 124L171 126H169ZM29 128L31 129L29 130ZM20 129L17 128L12 133L16 135L23 134L22 130L19 131ZM73 133L81 135L82 130L79 127H75ZM189 143L197 146L193 153L185 149ZM177 153L181 154V158H174ZM189 157L191 158L189 159ZM36 163L40 162L36 161ZM35 167H31V169ZM31 169L26 175V181L34 180L36 182V192L33 196L35 203L33 207L29 205L27 207H19L16 205L18 207L16 209L18 214L15 219L17 226L25 225L30 228L41 226V228L45 229L59 228L60 230L62 226L71 221L76 229L89 228L91 230L98 227L101 229V233L105 234L106 240L112 243L128 241L130 233L134 232V228L131 227L129 221L122 219L113 220L112 214L109 216L108 211L98 206L96 200L99 196V189L93 180L83 177L79 178V196L72 206L65 204L61 200L65 194V186L68 184L69 179L58 176L56 171L45 173L47 172L45 169H38L40 176H34ZM205 175L207 176L206 173ZM202 176L203 173H198V177L201 178ZM48 178L49 180L45 181ZM45 182H51V185L47 183V187ZM52 182H57L58 184L60 182V184H65V186L61 185L63 188H54ZM194 183H200V189L202 188L212 194L211 181L209 182L205 179L203 183L200 182V179L192 180L187 187V194L194 193L190 189ZM15 187L16 192L13 197L23 194V197L27 198L26 194L29 192L27 185L20 184L17 181Z\"/></svg>", "mask_w": 264, "mask_h": 264}]
</instances>
